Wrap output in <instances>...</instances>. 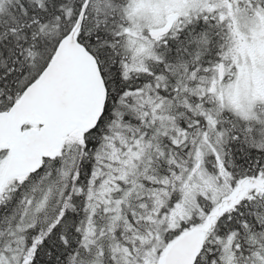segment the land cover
I'll return each mask as SVG.
<instances>
[{"label":"snow or ice","instance_id":"snow-or-ice-1","mask_svg":"<svg viewBox=\"0 0 264 264\" xmlns=\"http://www.w3.org/2000/svg\"><path fill=\"white\" fill-rule=\"evenodd\" d=\"M0 264H264V0H0Z\"/></svg>","mask_w":264,"mask_h":264}]
</instances>
